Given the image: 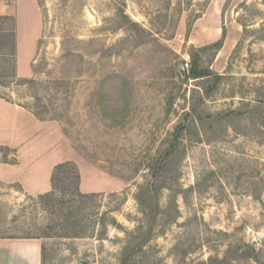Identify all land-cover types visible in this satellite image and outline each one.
Listing matches in <instances>:
<instances>
[{"label":"rangeland","instance_id":"obj_1","mask_svg":"<svg viewBox=\"0 0 264 264\" xmlns=\"http://www.w3.org/2000/svg\"><path fill=\"white\" fill-rule=\"evenodd\" d=\"M17 1L0 97L60 125L96 195L51 178L46 207L0 181V238L40 239L42 264H198L241 243L259 261L233 264H264V0Z\"/></svg>","mask_w":264,"mask_h":264},{"label":"crops","instance_id":"obj_2","mask_svg":"<svg viewBox=\"0 0 264 264\" xmlns=\"http://www.w3.org/2000/svg\"><path fill=\"white\" fill-rule=\"evenodd\" d=\"M20 11L17 0H0V16L17 18L18 27ZM52 124L56 127L54 134L62 136L57 122L43 121L22 105L0 97V145L15 151L17 158L14 163L0 162L1 182L18 183L27 193L37 195L51 189L52 173L57 164L78 160L71 150L58 146ZM84 184L83 177L81 187L90 191ZM42 260L40 239L0 238V264H42Z\"/></svg>","mask_w":264,"mask_h":264},{"label":"trees","instance_id":"obj_3","mask_svg":"<svg viewBox=\"0 0 264 264\" xmlns=\"http://www.w3.org/2000/svg\"><path fill=\"white\" fill-rule=\"evenodd\" d=\"M120 15L122 16L124 14L121 13ZM124 16L126 17V15ZM1 19H13V17L12 16H0V20ZM132 26L138 27V24L136 22H133ZM139 28L145 31V29L141 27ZM16 46H17V42H16L15 29L12 28L10 30H7V29L1 28L0 29V56L5 57V59L7 57L14 56L16 52ZM210 47L212 48L215 47L216 49H219L221 47V42L214 43L213 45L209 46V48ZM200 60L201 58L199 56H194L192 60V68L190 70V76L192 78L210 77L213 74L212 71L208 67L207 68L201 67ZM215 78L219 80L221 76L216 75ZM34 114L38 116L37 113L34 112ZM231 114L235 115L237 114V112L232 111L230 115ZM178 138L179 137L177 136L175 139L176 142ZM173 147H175V145ZM1 149L2 151L3 150L11 151L8 147H4V146H1ZM168 155H171V153ZM154 178H156V180L153 182V184L152 183L150 184L151 186H154L158 181L157 175L154 176ZM59 181H62V184L66 185V190H69L71 192L70 194L73 199L80 201V200L96 195V194L83 193L79 189L80 172L78 170L77 165L72 161L59 163L55 166L53 170V174H52V183L54 185V188L56 189L61 188ZM151 186L146 187L144 189L141 187L139 192L140 193L142 192V194L143 193L145 194L146 192L148 193L151 191V188H150ZM53 199H56V192H53V191L40 194L37 197V200L40 201V203H44V205L46 204V207L47 205L50 204V202ZM58 201L60 202V200ZM64 201L65 200H62L60 204L64 203ZM139 201L142 204V201L141 200ZM151 236L152 234L150 233L148 235L143 234L140 237L141 241L139 243V247L141 245H144L148 240H150ZM130 260H131V257L126 255L125 257H123V264H130ZM232 260L233 261L234 260L249 261V262L254 260L255 262H258L259 254L257 252V249L253 245L250 246V245H247L246 243H241V244H237L236 247H234V245L230 246L222 257L218 255L214 257H210L208 260L201 261L198 264H233Z\"/></svg>","mask_w":264,"mask_h":264}]
</instances>
